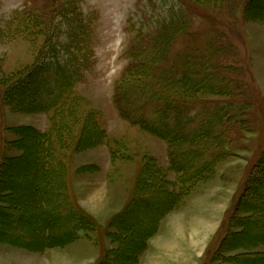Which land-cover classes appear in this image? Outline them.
Wrapping results in <instances>:
<instances>
[{"label":"rangeland","instance_id":"obj_1","mask_svg":"<svg viewBox=\"0 0 264 264\" xmlns=\"http://www.w3.org/2000/svg\"><path fill=\"white\" fill-rule=\"evenodd\" d=\"M73 1L79 9L78 12L81 13L80 22L82 26L84 25L88 33L87 40L90 42L89 50L84 48L83 52H74L77 53L76 58L88 56L90 63L93 62L89 71L78 75L81 80L74 85L75 94L84 101L80 108V116L83 118L90 112L95 113L108 139L100 146L72 156L69 163V181L75 180V177L81 178V173L87 174L86 177L82 176L84 179L96 182L92 186V191H98L101 184L104 187L107 177L110 181V188L116 189L112 203L119 202V205L124 206L134 194L137 173L143 159L153 158L156 165L165 171L171 180L174 179L175 174L170 169L167 143L119 117L113 100L115 81L129 63L125 53L137 29L143 25L152 26L153 21L168 15L169 7L174 5L177 7L181 4L179 0H70L69 2ZM182 1L186 2L187 7L184 9L195 11L192 29L188 31L186 37L190 44L186 46L195 49L198 54H204L205 50L209 49L208 57L211 63L221 64V66L223 64L226 69H229L225 72L227 75L224 77V84L227 85L230 95H208L203 99L214 105L232 101L239 111L234 109L232 113L230 112L234 118L228 124H223L225 125L223 130L225 134H228L225 160L216 165L214 173L210 175L211 178L204 177L205 182L200 183L190 193L182 208L171 212L163 221L159 233L150 241L149 250L144 256L146 264H173V262L181 264L191 251L195 254L190 256L199 257V264L205 260L210 263L212 258L219 261L223 260L224 255H235L240 251L216 249V242L220 243L223 248H227L226 239L238 226L235 222L240 219L237 218L244 217V213H250L258 203H262L264 207V190H262L263 197L260 200L251 194L258 189L255 183L258 184L260 180L254 167L264 158V0ZM65 2L68 10L64 17H60L59 9ZM71 11L72 7L68 4V0H54L53 2L49 0H0V75L16 73L18 70L33 65L48 37V43L58 53L60 61L67 60L72 51L64 53L61 49L68 43L69 29L70 32L72 30L75 33L74 27L71 28L69 25L73 18ZM50 30H52V35L49 34ZM218 43L224 47L222 54L217 52L218 49L215 50ZM73 47L75 48V43ZM75 70V65H71L70 69L68 67V71L64 70L66 73L62 70L61 81H65L68 76L72 79ZM163 79L165 78L158 77L157 83H162ZM157 86L145 85L149 96L162 91L166 94L169 92V89L162 87L163 85L158 84ZM37 88L40 100H46L45 86L38 85ZM155 90L158 92L156 93ZM245 102H248V105H245L242 111L240 107ZM236 112L240 115L238 116ZM4 113L6 114V125L12 130L1 134L0 129V145L3 143L2 140L9 143L17 139L13 130L16 125L31 124L42 128L48 127L53 115V111L50 114L20 113L7 106ZM82 127L81 120L74 129L75 135L82 131ZM215 135L211 136L213 141L219 139L217 128ZM205 147L210 149L211 146L201 144L195 150L198 152L194 156L195 163L199 166L208 159V156L202 155V149ZM113 148L121 152V158L127 156L131 158L118 159L113 163L111 153ZM191 150L192 147L188 146L181 154L182 158H185ZM19 153L20 151L14 149L9 154L15 156ZM33 161L32 158L19 161L16 165L17 172L9 174L4 182L6 186L10 185L15 189L12 196L17 197L16 192L22 194L21 200L25 206H33L35 204L33 198L44 192L43 184L50 179L53 180V178L42 176L36 177L37 169L33 167ZM97 164L102 165L99 168ZM83 167L87 169L81 171ZM56 180L59 182L57 178ZM103 190L104 193L101 196L104 198L105 187ZM60 194L61 188L58 186L54 195L59 196ZM87 202L94 205V202L89 200ZM165 202V198L148 194L142 207L132 212L137 210L138 215H131L125 219V222L130 223L134 229L130 231L132 248L138 244L141 232L150 224L154 214L165 205ZM246 204L249 205V209H246ZM93 205L89 204V206ZM110 208V215H113L116 209L112 206ZM140 210L144 211L139 213ZM16 212L19 211L15 208L14 213ZM18 215H21V223L12 224L14 239L26 240L29 237L26 231L21 229L22 224L26 222L42 224L47 220V217L39 216V214L33 216L23 212ZM109 216L105 215L100 221L101 224L104 225ZM234 219L237 220L234 222ZM219 224L221 225L217 230ZM251 225L253 227L248 237L255 236L254 230L261 223L252 222ZM207 231H212L211 236L215 234L213 237L206 236ZM61 232L58 231V235ZM203 235L206 237L205 240L200 239ZM210 238L209 249L205 244ZM93 239L100 248H104L102 252L110 250L105 249L107 241L105 233L93 235ZM194 243H196L195 246ZM0 246L5 247V245ZM91 249L98 248L93 245L85 233H81L79 241L63 249L49 251L54 252L55 257L66 252L71 253L73 257H76L74 264H79L85 255L92 254ZM208 249V254H205ZM63 250L64 252H61ZM254 250L264 252V249ZM97 251L95 250L96 253ZM0 252L4 253V258L11 256L16 263L26 264L25 260L21 261L18 257L21 253L19 250L0 248ZM25 254H29L27 256L35 261L33 264H54L53 256L48 252L41 257L31 253ZM4 258L0 254L1 264ZM195 263L194 260L193 264ZM253 264H264V259L257 260Z\"/></svg>","mask_w":264,"mask_h":264},{"label":"trees","instance_id":"obj_2","mask_svg":"<svg viewBox=\"0 0 264 264\" xmlns=\"http://www.w3.org/2000/svg\"><path fill=\"white\" fill-rule=\"evenodd\" d=\"M69 1L73 18L72 23H68L71 28L74 27L75 33L69 29L68 45L65 44L61 49L64 53L72 51L68 59L60 61L58 53L48 43V37L33 65L16 73L0 75L1 134L12 130L5 122L6 106L12 107L15 112L27 114H50L53 111L48 131L41 132L31 126L16 127L13 130L18 138L9 143L2 140L0 145V242L34 252H42L48 248H65L76 242L81 233L93 239V235H99L104 230L102 225L73 199L69 187V163L72 156L100 146L108 139L95 113L90 112L83 118L80 116L84 101L75 94L74 85L81 80L78 75L89 71L93 62L90 63L88 56L76 58L77 53L74 51L83 52L84 48L89 50L90 42L87 40L88 33L80 22L81 13L78 12V7L74 5V1ZM66 2L59 9L60 17L66 15ZM179 2L181 6L178 4L177 7H169L168 15L153 21L152 26L148 24L137 29L125 53L129 63L115 81L113 94L114 104L121 118L167 143L174 179L167 177V173L156 165L153 158L148 157L141 161L132 198L123 211L115 215L109 223L110 228L115 231L109 232L108 236L117 247L107 250L100 264H137L147 249L148 240L159 230L162 220L171 212L182 208L190 193L200 183L205 182L204 177L211 178L216 165L225 160L228 134H225L223 124H228L234 118L230 112L234 109L237 111L238 108L232 101L214 105L203 98L208 95H230L227 85L224 84V77L227 75L225 72L229 69L223 64L221 66L211 63L208 57L209 49L201 55L186 46L190 44L186 37L192 29L195 11H187L184 9L187 7L186 2ZM51 32L52 30L50 35ZM216 49L220 54L224 51V47L219 43ZM71 65L76 66L73 78L68 76L62 82L61 71L66 73L64 70L68 71ZM158 77L165 79L162 83H157ZM37 83L47 89L44 101L40 100ZM150 84L151 87L163 85L169 92L166 94L162 91L149 96L145 85ZM245 105H248V102L240 107L242 111ZM236 113L240 115L239 112ZM81 120L82 131L75 135L74 129ZM216 128L219 139L213 141L211 136H216ZM201 144L211 147L202 149V155L208 156V159L199 166L195 163L194 156L198 153L195 150ZM188 146H191L192 150L182 158L181 154ZM14 149L20 153L10 155V151ZM111 153L113 163L118 159L131 158H121V152L115 148ZM27 158L34 160L36 177L53 178L43 184L44 192L33 198V206H25L21 200L22 194L16 192L18 198L12 196L15 189L4 184L9 174L17 172V163ZM254 168L260 180L258 184L255 183L258 189L251 194L260 200L264 190V158ZM84 169L87 167L81 168V171ZM58 186L61 188V194L56 196L54 194ZM148 194L165 198L166 202L154 214L150 224L141 232L138 244L132 248L130 231L134 229L125 219L138 215L137 210L132 212L142 207ZM248 206L246 204V209H249ZM15 208L19 212L14 213ZM143 211L140 210L139 213ZM23 212L33 216L39 214L47 217V220L42 224H22L21 229L26 231L29 237L26 240L14 239L12 224L21 223V215L18 213ZM244 215L237 218L240 220H233H237L235 223L238 226L226 239L227 248L217 242L214 244L216 249L240 252L232 256L223 254V260L215 261L212 258L210 263L205 260L202 264H253L264 259L263 251L254 250L264 245V236H261L264 235L262 203L256 204L254 210ZM252 222H260L261 225L254 230L255 236L248 237L253 227ZM58 231L62 232L58 235ZM209 249L205 254H208Z\"/></svg>","mask_w":264,"mask_h":264},{"label":"crops","instance_id":"obj_3","mask_svg":"<svg viewBox=\"0 0 264 264\" xmlns=\"http://www.w3.org/2000/svg\"><path fill=\"white\" fill-rule=\"evenodd\" d=\"M27 114V113H26ZM49 122V121H48ZM20 126H31V127H34L36 128L37 130L41 131V132H46L49 130L50 128V122H49V125L48 127L45 126V127H39V126H35V125H31V124H19V125H16L15 127H20ZM15 138H18L16 134H14ZM99 165V168L102 164H97ZM107 167V166H106ZM106 169V168H105ZM107 170V169H106ZM105 170V171H106ZM104 171V172H105ZM101 172H102V168H101ZM99 173V172H98ZM89 174V173H88ZM84 175V177H86L85 175L87 174H83L81 173V178L79 177H75V180L73 181H69V187H70V192H71V195L73 197V199L88 213L90 214L93 218L96 219V221L102 225V227L104 228V230L102 231V233H105L106 235V240L109 241V243L106 241V245H105V249H114L117 247L116 243L112 242V240L109 238L108 236V233L109 232H114L115 230L113 228H110V225L109 223L111 222L112 218L121 213L124 209V207L127 205V203L129 202V200L132 198H129L128 201L126 202V204L123 206V204L119 205V202L118 203H112V200L114 198V193H116V189H111L110 188V181L108 180V178L106 177L105 178V183H104V187H105V197L103 198V196H101L103 193H104V187L103 185L101 184L100 186V189L98 191H92V186L94 183L96 182H93L92 180L90 179H84V177L82 176ZM134 190V189H133ZM102 191V192H101ZM87 200L91 201V202H94V205L93 203H89L87 202ZM102 200H103V203H102ZM101 202V203H100ZM89 204H92L93 206H89ZM97 205H99L98 207H96ZM115 207L116 209V212H114L113 215H110L111 211H109L111 208L110 207ZM171 214V213H170ZM169 214V215H170ZM105 215H110L108 220L104 222V225L101 224V220H103V217ZM167 215L161 222V224L163 223V221L169 216ZM221 222V220H220ZM161 224H160V227H161ZM221 224H219L217 226V230H218V227H220ZM160 227H159V230H160ZM159 230L157 231V233L152 236L149 240H148V246H147V249L145 250V252L143 253V255L141 256L139 262L137 264H146L147 262L144 260V256H146L145 254L148 252L149 250V245H150V241L159 233ZM213 231V230H212ZM212 231L210 232H205V235L206 236H210V237H213V234H212ZM101 233V234H102ZM205 235H203V238H200V239H203L205 240ZM88 238V237H87ZM80 239V238H79ZM79 239L77 241H79ZM89 240L92 241L93 245L95 247H97L98 249H91L92 251V254H87L85 255L84 258H82V260L80 261L79 264H100L103 257H104V254H105V251L102 252V249L104 248H100L99 247V244L96 242V240L94 241V239H90L88 238ZM199 239V240H200ZM197 241V240H196ZM210 243H211V238L209 240V242L205 245H207V247L210 246ZM196 243H194V246H195ZM0 245H5V247H1V249H12L13 250H19V253L18 254V257L21 259V261L25 260L24 262H26V264H33L35 263V261L31 258V257H28L27 255L29 254H25V253H31L32 255H37L39 257L43 256L45 253L48 252L49 255L53 256V260L54 261V264H74L75 263V260H76V257H73L74 255L71 254V253H64L63 255H58L55 257V253L49 251V250H53V249H59V247H56V248H48L42 252H34V251H29L27 249H23V248H19V247H14L12 245H9V244H4V243H1L0 242ZM7 246V247H6ZM10 247V248H9ZM264 245L262 246H259L258 249H264L263 248ZM63 249V248H61ZM194 249V247H193ZM206 249V248H204ZM95 250H99L97 251V253L95 252ZM6 251V250H5ZM10 254H14L13 252H10L8 251ZM61 252H64L61 251ZM8 253V254H9ZM194 252L191 251L190 255H193ZM1 256H3L4 258V253L3 252H0ZM95 256H94V255ZM195 254V253H194ZM73 255V256H72ZM190 255H187L186 256V259L183 260V262L181 264H193V261L195 260V264H199V257H194V256H190ZM21 256H25V257H21ZM61 256H64L65 258H62ZM196 256V255H195ZM15 257V255H14ZM1 264V263H0ZM2 264H23V263H16L11 256L9 257H5L4 259H2ZM173 264H176V262H173Z\"/></svg>","mask_w":264,"mask_h":264},{"label":"bare ground","instance_id":"obj_4","mask_svg":"<svg viewBox=\"0 0 264 264\" xmlns=\"http://www.w3.org/2000/svg\"><path fill=\"white\" fill-rule=\"evenodd\" d=\"M214 219V218H213ZM136 231V230H135Z\"/></svg>","mask_w":264,"mask_h":264}]
</instances>
